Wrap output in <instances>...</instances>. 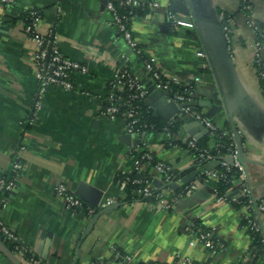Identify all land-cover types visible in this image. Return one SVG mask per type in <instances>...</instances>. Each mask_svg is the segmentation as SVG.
Returning <instances> with one entry per match:
<instances>
[{
	"label": "crops",
	"instance_id": "1",
	"mask_svg": "<svg viewBox=\"0 0 264 264\" xmlns=\"http://www.w3.org/2000/svg\"><path fill=\"white\" fill-rule=\"evenodd\" d=\"M105 1L0 3V177L9 176L13 151L24 147L19 152L22 169L16 189L0 209V218L18 242L0 238V264H26L19 247L44 264H122L113 260L111 248L130 256L131 264H185L184 259L264 264V250L252 246L247 225H241L243 211L233 203L238 185L218 203L211 181L199 188L208 195L204 199L192 196L172 202L166 195L165 201L172 202L167 209L140 199L123 201L124 189L120 191L116 179L133 172L140 151H149L156 160L172 162L177 168H182L187 154L184 147L164 146L161 133L132 136L131 146H127L122 119L101 117L107 106V83L115 71L127 66L137 74L143 69L111 24ZM139 1H157L171 10L173 4L186 7L185 0ZM190 3L216 79L194 27L173 30L164 21L162 9L148 12L147 20H136L133 35L165 74L190 83L200 76L201 82L194 84L198 99L206 91L218 92L220 86L241 138L245 183L253 198H264V83L253 67L255 35L248 26L252 19L264 27V0ZM30 9L42 12L41 29L53 30L57 50L88 68L86 75L73 76L72 91L49 88L31 125L28 121L37 88L33 45L21 29L22 15ZM220 13L232 19L228 42L218 26ZM159 25H166L167 30L162 31ZM258 55L264 63V46ZM145 103L155 113L147 98ZM199 112L204 115L205 110L199 108ZM211 121L224 131L227 127L231 130L224 110ZM187 137L181 127L174 135L176 141ZM144 172L156 179L150 168ZM79 182L102 191V199L113 198L110 210H96L91 216L66 211L55 187L65 185L74 192ZM2 198L0 192V201ZM254 218L264 241V214ZM195 222L212 235L216 246L222 245L215 255L187 231ZM47 234L51 242L47 258L42 260L41 235L47 239Z\"/></svg>",
	"mask_w": 264,
	"mask_h": 264
},
{
	"label": "built area",
	"instance_id": "2",
	"mask_svg": "<svg viewBox=\"0 0 264 264\" xmlns=\"http://www.w3.org/2000/svg\"><path fill=\"white\" fill-rule=\"evenodd\" d=\"M1 4L11 5L13 0H0ZM105 9L111 15V24L115 27L116 31L122 36L128 49L133 55L142 59L143 68L146 70L149 79L156 85L157 88L163 90L171 96L172 100L176 104H183L181 108V114L189 118L197 120L202 124L209 133L222 130L216 126L211 120L205 118L203 114L195 110L192 106H187L194 101L196 97L194 84H199L202 80L200 76L194 77L192 82H188L177 75L165 74L157 63V60L153 56H148L144 49L139 44L138 40L133 35L132 24L136 20H147L149 18L148 12L160 11L162 9L164 21L173 29H193L194 25L190 18L185 19L182 15L173 12L169 7H161L159 2H141L139 0H106ZM119 9H128L127 13H119ZM134 9H146L148 12L144 16H138L133 13ZM247 9L249 7L247 6ZM221 23L222 30L225 34V39L228 42L229 33L231 31L232 19L230 16L220 13L218 16ZM42 15L36 9H30L24 12V18L21 22V29L23 35L32 42L33 55L32 65L34 67V78L36 81V91L33 97L32 103V115L28 124H32L34 116L42 107V103L45 97V93L49 88H58L60 90L70 92L74 89L72 78L75 75H86L88 68L82 63L71 60L63 56L56 47V39L52 29H41ZM248 26L255 35V41L253 48L255 55L252 63L257 72V77L264 83V70L258 69V67L264 69V63L258 55V50L264 46V27L258 25L252 19L249 20ZM202 57V55H199ZM177 90L173 92V89ZM108 93L106 96L107 106L100 113L101 117L108 120L122 119L124 124V130L127 134L135 137H139L142 132V128L145 125H141L140 119V106L141 103L146 100L147 92L144 86L140 82L139 76H137L132 70L125 67H119L113 74L111 80L107 83ZM86 95H88L86 93ZM170 123V122H169ZM225 134V131L222 130ZM162 134L163 145L168 144V147H176V144H172L174 135L169 133L167 129H164ZM182 144L186 145L185 151L187 159L182 168H177L172 162L166 160H157L153 165L152 154L149 151H140L137 155V159L134 162L133 171H145L151 169L155 175L157 181L161 183V187H154L152 181H144V186L136 192L138 196L142 198H152L154 201L167 209L171 207L172 202L179 199L192 197L195 192L199 190L205 183L212 182L214 184L212 194L215 202H221L223 197H218L215 185L223 178V173L218 171L217 168H224L229 170L230 168L236 169L238 172V178L234 182V185H238L236 192V201L243 199L245 203L240 207L242 209L244 219L247 220L248 231H255L260 233L259 226L256 223L254 215L264 214V198H253L249 187L245 183V170L238 159L236 147L226 156L214 157L207 152H200L198 154V164L195 165L194 159L191 157L189 150L195 148V140L191 137H187L184 140H180ZM138 150V146L136 147ZM24 147L20 146L16 151H13L12 165L9 176L0 177V192L3 194V198L0 201V209L4 207L8 197H10L17 185V177L22 169V164L19 160V152L23 151ZM230 157L232 162L228 164L224 161L225 158ZM217 161L218 167L205 171L202 170V166L209 162ZM186 173L183 177L188 175L194 170H199V173L195 176L194 180L188 184H183L181 179L175 175L177 173ZM128 179L124 178L119 182V189L123 191ZM133 183H140V180H135ZM177 185L179 191L174 193L171 186ZM55 193L57 197L63 202L64 208L69 212H80L86 216H91L96 210H105L114 204L113 198H104L98 202L96 207H92L82 200L77 198L73 191L67 188L65 185H57L55 187ZM166 195H170L172 202L165 201ZM187 231L195 236L198 242L211 254L215 255L218 251L217 248H221L222 245L216 246L215 241L212 240V235L209 232L197 230L198 235L192 230V224ZM0 238L11 242H18L17 236L8 229L5 223L0 218ZM263 241V239H262ZM264 242V241H263ZM21 253L29 254L30 257L26 258V264H44L39 258L31 255L24 247H19ZM113 260L122 264H131V258L128 255L121 253L115 248H111ZM178 258V262H181L182 258ZM185 264H211L210 262H193L190 259H184ZM97 262L95 264H98ZM144 264H157L153 262Z\"/></svg>",
	"mask_w": 264,
	"mask_h": 264
},
{
	"label": "water",
	"instance_id": "3",
	"mask_svg": "<svg viewBox=\"0 0 264 264\" xmlns=\"http://www.w3.org/2000/svg\"><path fill=\"white\" fill-rule=\"evenodd\" d=\"M186 1V7L180 6L178 4H173L172 5V11L175 13H178L182 15L185 19L190 18L194 25V29L201 41L202 47L205 51L206 56L208 57V62L212 67L213 75L216 79L215 71L212 66L211 58L208 55V50L207 46L205 45L204 39L202 37L200 28H199V22L195 17V13L193 12V9L191 7L190 0H185ZM218 26L220 27L222 31V26L218 22ZM159 28L162 31L167 30L166 25H159ZM140 78L141 84L144 86L146 92H147V104L150 106V108L157 114V116L163 120L164 122H170V123H178L181 125L182 130L186 133L188 137L193 138L195 141H198L201 139L203 136L208 135V130L200 124L197 120L193 118H189L187 116H183L181 114V108L183 104H176L172 100H170L171 96L168 95L166 92L163 90L159 89L156 87V85L145 75H147L146 70L143 68L140 73L136 74ZM222 90L219 86L218 92L216 91H206L201 95V99H198L197 97L194 98V101L189 103L187 106H192L200 109H204L205 113L204 116L208 120H212L214 117H216L218 114L225 111L227 114V117L230 121L231 124V131L232 135L234 138L235 142V147L237 151V156L238 159L243 161V150H242V145H241V138L236 130V128L233 126L232 122V115L229 112L227 101L225 98H222ZM145 133H142V136ZM124 144L127 146H131V140L132 136L127 134L124 135L123 137ZM225 162L230 164L232 162V159L230 157H227L224 159ZM219 163L217 161L209 162L207 164H204L202 166V170L205 171H210L215 168H217ZM199 173V170H194L185 177L181 179V182L183 184H188L192 182L195 178V176ZM152 184L154 187H161V183L157 180H153ZM171 188L173 190H177L178 186L177 185H172ZM237 192V191H236ZM74 195L82 200L84 203L96 207L98 202L101 200L102 197V191L96 189L95 187L85 183V182H79L78 185L76 186V189L74 190ZM193 196H196L198 198L204 199L208 195L202 190H198L195 192ZM109 207L105 209V211H109ZM50 235L47 234V239L45 238V235H41V239L44 241L43 242V248L41 251V259L46 260L47 258V252L50 247ZM49 238V239H48ZM2 247H4L2 245Z\"/></svg>",
	"mask_w": 264,
	"mask_h": 264
},
{
	"label": "trees",
	"instance_id": "4",
	"mask_svg": "<svg viewBox=\"0 0 264 264\" xmlns=\"http://www.w3.org/2000/svg\"><path fill=\"white\" fill-rule=\"evenodd\" d=\"M38 11L42 15V12L40 10H38ZM118 11H119V13H127L129 10L128 9H119ZM132 12L137 14L140 17V16H144L148 12V10H146V9H143V10L134 9ZM23 18H24V14L22 15V19ZM134 57L138 63L142 64L141 58H139L135 55H134ZM125 68L130 69L127 66H125ZM258 69L264 70L260 67H258ZM176 90L177 89L174 88L173 92ZM138 105L140 106V115H141V119H140L141 123L140 124L143 126L145 125V127L142 128L143 133L158 134V133H162L164 129H167L169 131V133H171L172 135H176L179 132L180 127H181L180 124L168 123V122L162 121L155 113H153L147 107L145 101L138 103ZM194 109L199 111V108L194 107ZM141 135H142V133L140 134V136ZM172 142H173L172 144H176L177 146L186 148V145L182 144L180 141H174L173 140ZM165 146L168 147V144L165 143ZM234 149H235V142H234V138L232 135V131L229 129V127H227L225 129V134L223 133L222 130H218V131H215L214 133H208L207 136H204L203 138L196 141L195 142V148L190 149L189 153L195 161L194 164L197 165L198 164V154L200 152L201 153L207 152L211 156L220 157V156H226V155L230 154ZM152 157H153V155H152ZM156 161H157L156 158L153 157L150 165H153ZM217 170L223 173V178L221 180H219L215 185L217 196L226 198L227 193L234 187V182L238 178V172L234 168H230L229 170H225L224 168L218 167ZM188 172H190V170L184 171L183 173L175 172V175H178V177H183ZM124 178L128 179V181L125 185L124 191H123V195H124L123 201L124 202H131V201H135L137 199H140V200L148 201L151 203H155L154 199L142 198V197L138 196L136 193L138 191V189H140L144 186V181H148V180L153 181L150 174L145 173L143 171L142 172L141 171H133L127 175H119L117 178L118 180L116 179V181H118V183H119ZM135 180H140V183H133ZM172 191L174 193H177L179 191V189H177V190L172 189ZM233 203H234L235 207L239 209L245 203V201L243 199H241L240 201H238V202L234 201ZM241 225H247L248 226L247 220H245V219L242 220ZM192 230L194 231V234L196 233L197 235H198L197 230L206 232V230L202 227V225L199 222H195L192 224ZM248 234L251 237L252 246L259 249V251H263L264 250V242L262 241L263 238H262L261 234L258 232H255V231H248ZM212 240L214 241L213 237H212ZM5 241H8V240H5ZM24 256H25V258L30 257L29 254H24Z\"/></svg>",
	"mask_w": 264,
	"mask_h": 264
}]
</instances>
